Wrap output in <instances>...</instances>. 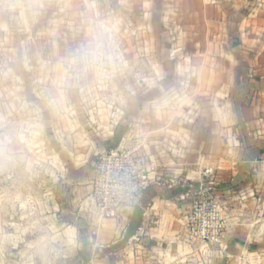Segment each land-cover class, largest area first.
<instances>
[{
    "label": "crops",
    "instance_id": "crops-1",
    "mask_svg": "<svg viewBox=\"0 0 264 264\" xmlns=\"http://www.w3.org/2000/svg\"><path fill=\"white\" fill-rule=\"evenodd\" d=\"M112 2L68 0L69 31H43L54 45L52 51L41 48L43 58L34 67L41 106L37 115L26 112L28 136L21 141V129L15 130L5 147L22 162L37 159L38 181L56 182L52 193L44 190L38 198L43 209L53 205L57 231L74 230L78 213L91 214L96 234L87 241L88 259L98 248L109 256L111 245L130 237L129 218L100 220L87 196L98 154L134 131L147 136L145 151L162 174L185 178L174 187L147 189L148 206L130 218L149 215L158 227L143 223L140 232L167 236L202 186L219 197L228 219L223 242L210 245L214 262L251 253L264 245V0ZM92 5L98 10H89ZM205 169L212 170V185ZM12 179L0 177V189ZM11 228L0 264H19V247L13 246L26 245L21 227ZM67 247L54 264L73 260L82 241Z\"/></svg>",
    "mask_w": 264,
    "mask_h": 264
},
{
    "label": "rangeland",
    "instance_id": "rangeland-1",
    "mask_svg": "<svg viewBox=\"0 0 264 264\" xmlns=\"http://www.w3.org/2000/svg\"><path fill=\"white\" fill-rule=\"evenodd\" d=\"M67 3L68 0H65L63 5L59 6L55 0L49 2L48 5H41L39 0H26V2L24 0H0V177L13 174V179L7 181V185L2 190L0 189V230L2 232L0 251H3L6 246L9 247L5 232L11 231V227L15 228L16 225L21 227V232L25 233L26 245L14 244L13 246L19 247L16 253L18 257L16 261L19 264H54L64 253H69L68 241H82L85 235L86 241L90 243L89 240L93 237L90 233L94 230V219L90 216L91 214L86 215L80 212V208L77 210L80 213L75 220L74 230H60L59 228L57 231L58 224L52 216L53 205L50 207L51 211H48V205L43 209L38 198L44 190L52 193L56 182L49 180L51 179L49 177L38 181L36 179L39 173L37 172L39 167H36L38 166L37 159L29 156L31 158L29 163L28 159L22 162L17 152H13L11 147L9 149V145L5 147L11 142L10 135L15 130L21 129V141L24 140V134L28 136L29 131L25 124L28 116L26 112L31 110L32 115H37L38 107L41 106L38 101L41 91L36 86V81L33 84L34 78H38L36 72L38 75L39 71L34 67L43 58L39 55L41 48L48 47L52 51L54 45L53 39L42 37L44 36L43 31H69ZM106 8L109 14L117 12L111 7ZM92 9L98 10L93 5L89 10ZM103 10L106 9L103 7ZM83 11V7H77L76 12L84 13ZM56 15L61 16V21ZM35 124L36 122L33 125ZM34 136L35 139L38 137L36 134ZM26 164L30 171L26 169ZM22 173L24 177L27 173L31 178H21ZM40 173L42 174L41 171ZM1 184L4 186L5 183ZM51 201L55 203L52 199ZM147 206L148 202L143 205L144 208ZM64 216L66 215L63 214ZM131 216L128 217L130 221L127 227L129 230H134V235L131 234L129 239L120 240L111 245L108 251L109 256H105L107 250L98 248L95 251V257L91 251L89 261L87 263L81 261L79 264H264L263 244L256 245L251 253L239 255L240 258L233 257L229 262L222 259L216 263L213 259L215 248L205 243L202 244L200 241L187 239L182 217L175 222L176 229L167 236L158 237L144 234L139 229L143 223L145 228L158 227L156 223L158 219L139 214L133 220ZM197 243L203 246L198 247ZM89 248L92 249L87 246V251ZM241 248L243 247L239 249Z\"/></svg>",
    "mask_w": 264,
    "mask_h": 264
},
{
    "label": "built area",
    "instance_id": "built-area-1",
    "mask_svg": "<svg viewBox=\"0 0 264 264\" xmlns=\"http://www.w3.org/2000/svg\"><path fill=\"white\" fill-rule=\"evenodd\" d=\"M146 144L147 136L134 131L98 154L92 163L87 199L100 220H127L136 208L142 206L150 186L174 187L185 179L162 174L158 160L145 151ZM253 171L257 173V169ZM204 176L212 185V170L205 169ZM183 220L188 240L212 246L223 242L228 219L221 211L219 197L212 194L210 188L205 190L201 186L185 209ZM95 234V229L91 230L90 235Z\"/></svg>",
    "mask_w": 264,
    "mask_h": 264
},
{
    "label": "trees",
    "instance_id": "trees-1",
    "mask_svg": "<svg viewBox=\"0 0 264 264\" xmlns=\"http://www.w3.org/2000/svg\"><path fill=\"white\" fill-rule=\"evenodd\" d=\"M133 231L129 230L128 236L133 234ZM86 245H87V241H86V237L84 235L83 240H82V248L77 251V254L73 260L66 261L64 264H71L74 262H75V264H79L81 261H83L84 263H87L89 259H88V252L86 251ZM59 264H63V263H59Z\"/></svg>",
    "mask_w": 264,
    "mask_h": 264
},
{
    "label": "water",
    "instance_id": "water-1",
    "mask_svg": "<svg viewBox=\"0 0 264 264\" xmlns=\"http://www.w3.org/2000/svg\"><path fill=\"white\" fill-rule=\"evenodd\" d=\"M147 199H148L147 197H144L142 203L145 204L147 202Z\"/></svg>",
    "mask_w": 264,
    "mask_h": 264
}]
</instances>
